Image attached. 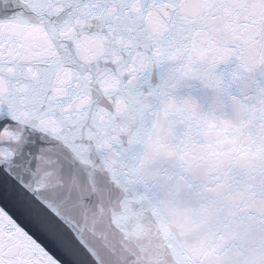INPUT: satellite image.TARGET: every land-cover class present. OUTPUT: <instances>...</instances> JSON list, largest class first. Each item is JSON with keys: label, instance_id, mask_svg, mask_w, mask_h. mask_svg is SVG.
I'll return each instance as SVG.
<instances>
[{"label": "snow or ice", "instance_id": "snow-or-ice-1", "mask_svg": "<svg viewBox=\"0 0 264 264\" xmlns=\"http://www.w3.org/2000/svg\"><path fill=\"white\" fill-rule=\"evenodd\" d=\"M0 169V264H264V0H0Z\"/></svg>", "mask_w": 264, "mask_h": 264}, {"label": "water", "instance_id": "water-1", "mask_svg": "<svg viewBox=\"0 0 264 264\" xmlns=\"http://www.w3.org/2000/svg\"><path fill=\"white\" fill-rule=\"evenodd\" d=\"M0 171H2V169H0ZM33 202L36 203L35 201ZM0 208H4L5 211L21 225V227H24L31 235L35 236L42 244H44V246L55 256L57 260L65 259L63 254L53 247V245L38 229V226L22 211L19 205L6 197L4 182L2 179H0Z\"/></svg>", "mask_w": 264, "mask_h": 264}]
</instances>
